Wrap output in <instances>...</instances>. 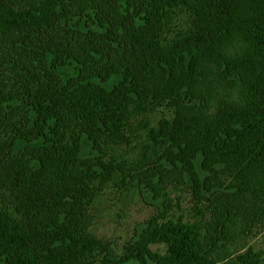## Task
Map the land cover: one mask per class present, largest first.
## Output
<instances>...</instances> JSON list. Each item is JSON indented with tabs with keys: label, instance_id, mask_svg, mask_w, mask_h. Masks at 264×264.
<instances>
[{
	"label": "trees",
	"instance_id": "1",
	"mask_svg": "<svg viewBox=\"0 0 264 264\" xmlns=\"http://www.w3.org/2000/svg\"><path fill=\"white\" fill-rule=\"evenodd\" d=\"M133 116L161 160L195 178L201 154L237 191L200 231L151 221L127 252L165 243L175 261L154 264H242L236 220L264 218V0H0V264L123 263L94 235L92 182L121 169L101 156Z\"/></svg>",
	"mask_w": 264,
	"mask_h": 264
},
{
	"label": "rangeland",
	"instance_id": "2",
	"mask_svg": "<svg viewBox=\"0 0 264 264\" xmlns=\"http://www.w3.org/2000/svg\"><path fill=\"white\" fill-rule=\"evenodd\" d=\"M85 22L89 23L90 19H85ZM172 29L168 31L171 40L177 33L175 27ZM123 79V73L117 74L104 83V86L110 90ZM231 96L237 99L238 91ZM158 116L159 113L156 112L146 118L154 122ZM133 118L138 120L133 121L135 127L129 141L112 146L106 151V155L101 156L104 161H114L121 169L118 168L109 178L107 173L95 167L97 173L92 184L96 195L92 203L94 217L92 229L101 242L110 244L113 255L120 262L123 261L122 264H154L151 261L152 254L163 257L162 260L168 263L175 259L171 253L169 254L168 245L165 243L150 244L148 253L142 259L134 258L138 254L133 256L126 248L129 244L140 241L141 235L151 221L158 225L181 222L193 225L200 231L213 214L222 209L221 196L236 193L237 188L232 186L229 178L222 176L214 179V175L204 170L201 154L194 160L195 178L186 171L182 158L172 157L171 160L176 167L166 159L161 160L159 146L147 141L144 131L138 126L139 121L145 117ZM90 146V142L84 139L81 156L91 155L92 160L98 163L96 159L100 155L95 151L90 153ZM162 162L166 167L165 172H161L159 168ZM147 170H151L152 174L149 176L141 174ZM244 211L245 213L238 216L234 228L235 248L238 252L233 258L240 257L239 261L242 264H253L255 260H260L264 264V218L260 215V210L255 211L248 207ZM196 238L187 237L175 244V247L177 249L188 247ZM95 255L97 258L103 255L102 247L95 251Z\"/></svg>",
	"mask_w": 264,
	"mask_h": 264
}]
</instances>
